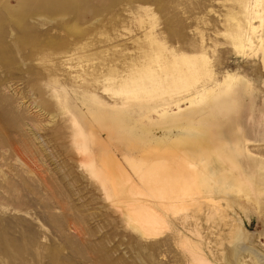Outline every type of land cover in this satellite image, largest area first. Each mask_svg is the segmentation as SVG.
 Returning a JSON list of instances; mask_svg holds the SVG:
<instances>
[{"label": "rangeland", "instance_id": "obj_1", "mask_svg": "<svg viewBox=\"0 0 264 264\" xmlns=\"http://www.w3.org/2000/svg\"><path fill=\"white\" fill-rule=\"evenodd\" d=\"M240 1L0 0V264H264V157L240 186L235 154H219L229 75L231 145L242 124L264 155V65L234 45ZM132 80L149 97L119 95ZM184 111L206 126L144 157ZM107 114L136 143L116 152L135 202L104 166L117 136L99 129L98 143L83 121Z\"/></svg>", "mask_w": 264, "mask_h": 264}, {"label": "bare ground", "instance_id": "obj_2", "mask_svg": "<svg viewBox=\"0 0 264 264\" xmlns=\"http://www.w3.org/2000/svg\"><path fill=\"white\" fill-rule=\"evenodd\" d=\"M240 5H241V13H242V15L244 17V24L242 25L241 21L239 20L241 26L239 27V30H237V32L234 35V42H235L234 45L236 46V48L240 52V54H241V52H243L242 50H244V49H247V48H249V49H251V48L252 49L253 48H257L258 49V52L261 53L260 56H259V61L264 65V0H241L240 1ZM254 21H257L259 24L256 25L254 23ZM235 22H236V20L234 21V23ZM234 29H236V27ZM259 29H262L261 30L262 33L260 31H258ZM252 53H253V51H252ZM245 55H246V53H245ZM235 81H236L235 79H232L228 75L222 81V84H221V92L220 93H222L223 98H224V101L222 102L223 110L220 113V123L218 124L219 125V127H218L219 142L218 143H219V149H220L219 154L220 155L221 154L223 155V154H227L228 153L229 156H231L232 154H235L236 159H234V160H235L236 167H237V169L239 171L238 172L239 174L237 175V182L239 183L240 186H242V185L245 184L246 181H248L250 179V176L257 169L261 168L260 167V164L262 163V159L259 158V156H263L264 157V155L262 154V151L263 150L260 149V146H262V145L259 144L260 143L259 141H261V140H259V141L258 140H255V142L252 145L250 143L252 138L250 137V134H249L248 131L245 132L242 124L238 128L237 139L234 141L233 145H231V135L229 133V129L232 126H235L234 125L235 121L238 119V116L240 117V115H238V111H236L235 113L231 114L228 111V109H227L231 105L238 106L237 105V101H238L237 99L240 98L239 94L237 96H235L234 100H228L229 95L234 91V89H236L234 87ZM131 82L133 83V85H131L130 83H125L123 85V88H121V90L118 91V94L119 95H125L126 96L127 94L131 93L132 91H135L136 93L139 92V90L141 88L140 93L141 94L143 93V95L140 96V98H144V97H147L148 96L146 94H149V93H147V91L149 90L150 87H148L144 83L142 84V86H140V83H138L137 81H134V80H132ZM154 84H156L155 87L157 86L158 88H162V86H163V84L160 85L159 83H154ZM137 85L139 86L138 88H137ZM236 90H238V89H236ZM157 92H159V91H157ZM134 93H133V95H134ZM129 96H131V94ZM135 97H137V96H135ZM145 104H147V103H145ZM193 109H195V108H193ZM182 113L184 114L185 111L182 112ZM181 116H182V114H181ZM181 116L176 115V118H175L176 121L179 122V121H183V120H186V119L189 118V114L188 115L184 114L182 117ZM88 119L89 118H87V119L83 118V121H85V123L87 124L86 127H88V130H89L88 134L95 141H97L98 143L101 142L102 144H104L105 142H107L106 140L104 142L103 141L104 139L102 140L101 135H100L101 131H98L99 129H101L102 131L106 132V134L107 135H110L111 137H113V136L116 135L117 136V138H116L117 140H120L122 138V136L118 132V128H119L118 126L120 125V122H118V121L113 122V119L108 114L106 116H101V118L96 121L98 123L97 124L98 127L95 126L96 124L95 125L93 124L94 122L92 120H90V119L88 120ZM105 120H107V122L106 123H102ZM237 122H238V120H237ZM238 124H239V122H238ZM236 130H237V128H236ZM232 131L233 130L231 129V133H232ZM263 134H264V127L263 126L262 127L260 126L259 128H257V134L256 135L260 139V136H262ZM196 135L197 134H195V135H191V134H180L176 138H174L173 140H171V142H169V143L170 144L173 143V145L175 143H177V145H179L180 144L179 142H181L183 140L191 139V138L195 137ZM109 143L112 144V139L110 140ZM168 144H165V145H168ZM170 144H169V146H173L172 144L171 145ZM162 145H163V141L160 142V143H158V144L149 146V147H147V148L144 149V151L142 152V155L144 157H147L148 155H152V154H155V153L158 154V155H160V156L161 155H164V153H167V155H168L169 150L172 151V149H173V148L171 149V147H169V146L168 147L167 146L166 147H163ZM111 146L108 144V146H106L105 148L106 149H110ZM174 146H176V144ZM114 148H115V146H114ZM114 148H113L112 152L110 151L109 153H107L105 155L104 161H103L104 162V166L110 171V174H113V176H114V180H115L114 187L116 188V191L118 193H121V195L123 196V198L126 199V200L128 199V200H133L134 201L135 200V197H137V199H139L138 197H139L140 194H138V195L135 194L137 192V190L135 188L139 187L138 185L136 187L135 184H139V183L137 182L136 179H134V177L133 178L131 177V174L128 172V170L125 168L124 164L118 158L117 153H116L117 150H114ZM176 148H177V146H176ZM181 148L182 147H180L179 149L182 150ZM174 149H175V147H174ZM180 150H178V151H180ZM122 159H124V158H122ZM140 160H142V159L140 158ZM145 160H146V158H145ZM145 160L143 158V162L141 161L142 162L141 164L138 163L139 161L136 163L137 160L136 161L133 160L135 162L134 163L135 166H132L133 167V170L136 172V175L139 174V176L141 178H143V179H144V175H142L139 171H140L141 167L144 164H147ZM101 170H99V172H101ZM241 172L243 174H245L244 175L245 177L243 176V174H241ZM109 181H111V180H109ZM128 184H131L130 185L131 187H126V185L128 186ZM134 185H135V188L132 187ZM112 191H113V189H112ZM137 199H136V202H137ZM182 205L184 206V204H182ZM135 208H138V207L135 206ZM149 208L150 207H145V208H143V210L149 209ZM148 229L143 230V231L146 232Z\"/></svg>", "mask_w": 264, "mask_h": 264}, {"label": "crops", "instance_id": "obj_3", "mask_svg": "<svg viewBox=\"0 0 264 264\" xmlns=\"http://www.w3.org/2000/svg\"><path fill=\"white\" fill-rule=\"evenodd\" d=\"M210 92H211V89L210 90L205 89V91L201 90L199 93L197 92L196 97L195 96L194 97H195V99L196 98L199 99L202 95L208 94ZM220 92H221V89H220L219 93ZM223 101H224V98L221 100V103H220V106H221L222 110H223V105H222ZM189 105H191V104H189ZM189 105H187V106H189ZM168 106L169 107H174L173 105H170V104L166 105V106H163V107H168ZM124 119H125V122H126L127 121L126 119H129V118H128V116H126ZM142 119L145 120L144 117ZM203 121H204V123L207 122L208 118H204V119L200 118V119H197V120H193V118H191L189 116L188 119L183 120V121H179V122L176 121V119H175V122L173 124H170V125H167V126L164 125V124L163 125L160 124V126L158 127V130H160V132H158L156 134L155 133L151 134V135H153V138L150 140V142H151L150 145H143L142 147H140L139 151L142 154V152L144 151L145 148H147L149 146H152V145H155V144H158V143H160L162 141H163V145L168 144L166 142L167 139H170L169 142H171V140H173L174 138H176L180 134L195 135V134L198 133V130L200 128H202V126H206V125H202ZM120 126L121 127L119 128L118 132L122 136V138L120 140H118L117 142L115 141L114 146L116 147L118 154L123 152V155H124V151L126 150V147H133V145L134 144L136 145V143L132 142V141L131 142H127V141L124 140V134H123L122 131H123L125 125L123 123V124H120ZM165 130H168V131L166 132ZM147 136L149 137L150 135H147ZM142 137L144 139L146 138L144 136H142ZM143 138H141V139H143ZM140 144H146V143H140Z\"/></svg>", "mask_w": 264, "mask_h": 264}]
</instances>
